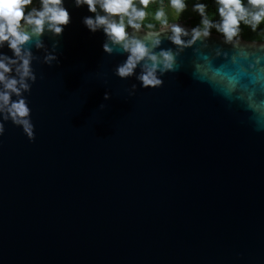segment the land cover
<instances>
[{
  "label": "water",
  "instance_id": "1",
  "mask_svg": "<svg viewBox=\"0 0 264 264\" xmlns=\"http://www.w3.org/2000/svg\"><path fill=\"white\" fill-rule=\"evenodd\" d=\"M82 14L61 64L36 65L35 141L11 122L0 137V264H264V112L214 83L228 86L221 65L264 64V40L211 31L181 51L162 26L133 30L182 54L162 86L142 88L113 74L121 57ZM204 61L214 82L199 78ZM237 75L264 99V71Z\"/></svg>",
  "mask_w": 264,
  "mask_h": 264
},
{
  "label": "clouds",
  "instance_id": "2",
  "mask_svg": "<svg viewBox=\"0 0 264 264\" xmlns=\"http://www.w3.org/2000/svg\"><path fill=\"white\" fill-rule=\"evenodd\" d=\"M152 3L153 0H0V137L5 135L6 124L11 122L22 130L29 141H35L36 125L29 97L38 79L36 65L51 67L61 64L62 39L77 10L84 13L79 17L80 24L90 34L102 35V53L121 57L112 68L113 74L125 80L134 78L142 88L162 86L164 76L178 70L183 48L191 46L201 36H210L212 28L225 42L241 36L244 28L253 32L264 31L261 28L264 25V0H214L215 11L212 14L207 11L206 3H194L193 11L198 12L201 19L190 30L191 41L182 38L189 34V29L179 19L170 23L161 7L155 12L154 19L171 32L169 39L180 46L181 51L165 48L154 51L133 35V30L138 31L145 26ZM169 4L176 17L188 7L187 0H169ZM210 15H218L219 19H210ZM45 37L50 39V45ZM261 51L264 47L257 50ZM251 57L239 67L221 65L216 70V76H227V87L214 82L215 76L209 77L206 68L209 61L197 64L199 78L206 77L214 82L228 98L246 96L253 111L264 112V99H258L254 91H249L244 77L237 75L243 72L250 78L252 73H256V82H260L259 73L264 71L262 57ZM225 59H228L227 54ZM39 78L42 79L43 74ZM137 87V83H132L129 94L134 95ZM110 98L111 93L105 90L103 99ZM257 130H264V124L258 123Z\"/></svg>",
  "mask_w": 264,
  "mask_h": 264
},
{
  "label": "trees",
  "instance_id": "3",
  "mask_svg": "<svg viewBox=\"0 0 264 264\" xmlns=\"http://www.w3.org/2000/svg\"><path fill=\"white\" fill-rule=\"evenodd\" d=\"M203 2L208 5L207 11L212 14L215 11V3L214 0H187L188 5L193 6L194 3ZM169 0H153V3L149 6L148 9V18L144 21V25L147 29L156 30L161 27V22L156 21L154 19V14L158 8H163L164 11L169 8ZM210 19H219L218 15L212 16L210 15ZM200 15L198 12L193 11L191 14H185L179 18L180 20L185 21L188 25L192 27L200 23ZM171 23V22H170ZM264 29V25L261 26ZM212 32H217L215 28L211 29ZM218 33V32H217ZM242 36L246 39L250 40H264V31L258 30L257 32L251 31L249 28H244Z\"/></svg>",
  "mask_w": 264,
  "mask_h": 264
},
{
  "label": "rangeland",
  "instance_id": "4",
  "mask_svg": "<svg viewBox=\"0 0 264 264\" xmlns=\"http://www.w3.org/2000/svg\"><path fill=\"white\" fill-rule=\"evenodd\" d=\"M193 12V8L191 5H188L187 9L185 10V12L179 16V17H176L174 15V9H172L170 6L169 8L166 10V13H167V18L169 20V22H175L177 19H179L180 17H182L183 15L185 14H191Z\"/></svg>",
  "mask_w": 264,
  "mask_h": 264
}]
</instances>
